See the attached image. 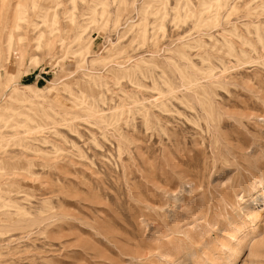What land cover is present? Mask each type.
<instances>
[{
  "label": "rangeland",
  "instance_id": "rangeland-1",
  "mask_svg": "<svg viewBox=\"0 0 264 264\" xmlns=\"http://www.w3.org/2000/svg\"><path fill=\"white\" fill-rule=\"evenodd\" d=\"M263 192L264 0H0V264H264Z\"/></svg>",
  "mask_w": 264,
  "mask_h": 264
},
{
  "label": "bare ground",
  "instance_id": "bare-ground-1",
  "mask_svg": "<svg viewBox=\"0 0 264 264\" xmlns=\"http://www.w3.org/2000/svg\"><path fill=\"white\" fill-rule=\"evenodd\" d=\"M32 133V132H31ZM264 193V192H263ZM262 195V194H261ZM264 197V196H263ZM248 208V207H247ZM249 210V209H248ZM252 210V209H251ZM253 211H256V209L255 210H253ZM253 211H251V216L253 217H256L257 218V213H258V211L257 212H253ZM250 213V212H249ZM250 215V214H249ZM260 215V214H259ZM63 218V217H62ZM255 219V218H254ZM256 220V219H255ZM258 250H256V252H257ZM191 257V256H190Z\"/></svg>",
  "mask_w": 264,
  "mask_h": 264
}]
</instances>
